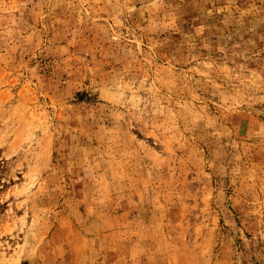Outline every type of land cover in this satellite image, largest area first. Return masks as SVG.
<instances>
[{
  "label": "rangeland",
  "instance_id": "rangeland-1",
  "mask_svg": "<svg viewBox=\"0 0 264 264\" xmlns=\"http://www.w3.org/2000/svg\"><path fill=\"white\" fill-rule=\"evenodd\" d=\"M0 264H264V0H0Z\"/></svg>",
  "mask_w": 264,
  "mask_h": 264
}]
</instances>
